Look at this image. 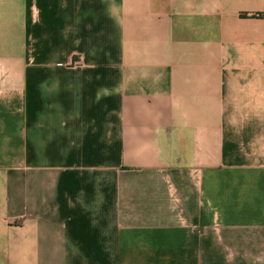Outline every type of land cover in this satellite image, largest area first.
<instances>
[{
    "label": "crops",
    "instance_id": "0c3cea01",
    "mask_svg": "<svg viewBox=\"0 0 264 264\" xmlns=\"http://www.w3.org/2000/svg\"><path fill=\"white\" fill-rule=\"evenodd\" d=\"M0 264H264V0H0Z\"/></svg>",
    "mask_w": 264,
    "mask_h": 264
}]
</instances>
